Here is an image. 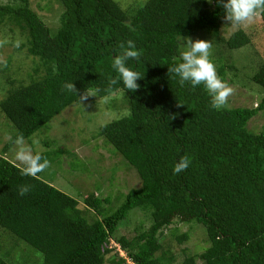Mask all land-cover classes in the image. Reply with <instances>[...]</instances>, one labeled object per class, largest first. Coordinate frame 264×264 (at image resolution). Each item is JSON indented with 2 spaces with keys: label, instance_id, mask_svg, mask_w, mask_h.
Returning a JSON list of instances; mask_svg holds the SVG:
<instances>
[{
  "label": "trees",
  "instance_id": "obj_1",
  "mask_svg": "<svg viewBox=\"0 0 264 264\" xmlns=\"http://www.w3.org/2000/svg\"><path fill=\"white\" fill-rule=\"evenodd\" d=\"M13 1L21 3L0 6V23L25 32L21 47L33 60L26 80L0 81V111L11 136L23 134L29 142L79 96L91 92L104 99L122 92L127 115L95 127L81 145L120 159L111 168L108 188L120 169L134 171L140 186L124 193L110 189L102 196L103 183L95 182L93 193L85 195L78 185L80 195L70 196L48 184L43 172L24 175L25 166L10 153L14 145L0 141V229L21 246L13 250L15 257L10 250L0 252V264H126L110 247L113 239L132 264H173L159 237L176 218L201 226L209 245L180 264H264V130L247 129L264 112V97L254 109L216 110L203 85L180 87L168 72L181 62L184 38L205 36L218 47L213 62L226 82L225 69L232 66L225 63V52L241 50L250 39L242 30L222 37L224 11L217 0H58L64 12L53 33L27 0ZM128 41L142 53L128 62L143 76L132 92L122 82L110 83L118 79L114 58ZM72 81L78 96L65 89ZM252 82L264 90V64ZM43 147L42 157L56 168L67 163L75 183L86 181L79 172L93 177L90 162L57 139ZM185 156L191 159L189 168L173 174ZM25 185L30 191L20 196ZM133 211L149 214V226H139L131 238L117 237ZM187 239V234L176 237L178 244Z\"/></svg>",
  "mask_w": 264,
  "mask_h": 264
},
{
  "label": "rangeland",
  "instance_id": "obj_2",
  "mask_svg": "<svg viewBox=\"0 0 264 264\" xmlns=\"http://www.w3.org/2000/svg\"><path fill=\"white\" fill-rule=\"evenodd\" d=\"M28 8L35 13L40 21L53 33L60 25V18L64 12L63 7L58 0H27ZM21 2L13 0H0V6L3 5H16ZM242 30L250 39L248 46L238 50L236 52L226 53V64L232 66L225 69L226 83L234 89V93L229 97V102L226 108H256L264 97V90L252 82V78L264 64V20L261 16L256 17L252 22L241 25L233 26L226 20L224 21L220 34L224 38H228L233 32ZM191 40H207L212 44V61L217 58L216 43L212 38H206L205 36L200 38H192ZM26 44L25 32L20 30L14 24L9 22L0 23V81L6 82L7 80H21L24 73H30V66L33 58L29 56L24 47L21 45ZM24 48L18 52L19 48ZM225 59V60H226ZM6 84V83H5ZM4 89H9V85H3ZM87 97L81 102L79 101L74 106L69 107L60 116L50 123L49 129L44 130L41 133H37L33 139L26 140L25 146H32L34 151H38L40 154L46 151L43 147V143L46 140L55 138L59 143L69 150H71L81 161L90 162V171L93 173V177L89 178V175L83 176L78 174V178L86 180L79 182L75 179L74 174H71L66 170L69 167L67 163L58 167L60 173H68L67 178H64L61 174H58V168L49 166L43 172V179L48 184H51L57 190L66 193L70 196H79L81 188L84 187L85 195H89L94 192V183H103L105 191L102 196L109 193L111 189L113 192L117 188L123 189V193L129 189L137 188L140 186V181L137 175L131 169H120L114 173L113 187H109L108 179L111 175V168L113 165H119L120 159L112 157L105 151L99 150L97 153L92 150L93 145H81V139H86L91 134V131L95 127L103 126L111 122L112 120L119 119L126 116L128 111L124 104V94L122 92H116L104 99H96L93 93H87ZM4 98V94L0 92V101ZM86 132H85V130ZM247 129L251 132L258 133L264 130V112H260L254 118H252ZM12 134V127L5 119L4 115L0 111V141L6 143L9 136ZM86 135L83 137V135ZM39 139L40 145L37 147L33 145L32 141ZM3 144L0 143V151L3 149ZM15 146L12 147L11 154L15 156ZM9 153V154H10ZM98 154L103 155V160ZM120 162V163H119ZM12 163H14L12 161ZM65 170V171H64ZM66 176V174H65ZM73 176V177H72ZM69 179V180H68ZM72 180V181H70ZM75 183V184H74ZM79 183V184H78ZM108 191V192H107ZM79 208H83L81 199ZM125 228H119L117 237L127 236L133 237L135 230L142 226L146 229L149 226V214L142 211H133L130 214L129 226L124 225ZM128 226V227H127ZM182 234H187L188 239L181 244H178L176 237ZM159 241L162 244L165 251H167L173 257V264H180L187 256L199 255L208 248L207 239L205 238L204 230L201 226L194 223L181 222L179 219H174L171 224L164 228ZM110 247H116L117 243L115 239L111 240ZM19 243H14L12 238L7 237V234L0 229V252L5 253L10 250V257L14 255V251L18 249ZM21 247V246H19ZM14 250V251H13ZM36 252V251H35ZM37 253V252H36ZM40 255L39 253H37ZM114 252L108 256L111 258ZM124 257V254H119ZM9 257V258H10ZM15 257V255H14ZM42 260L41 255L37 256ZM8 259V258H7ZM127 264V258L125 257Z\"/></svg>",
  "mask_w": 264,
  "mask_h": 264
},
{
  "label": "clouds",
  "instance_id": "obj_3",
  "mask_svg": "<svg viewBox=\"0 0 264 264\" xmlns=\"http://www.w3.org/2000/svg\"><path fill=\"white\" fill-rule=\"evenodd\" d=\"M212 3L213 0H207ZM217 3L223 8L224 19L233 26H241L252 22L256 17L264 14V0H217ZM181 62L168 72L172 74L173 79H177L178 85L184 87L186 84L192 88L203 85L211 99V107L221 110L227 107L229 97L233 95L234 89L229 86L217 74L216 65L212 61V44L207 40H191L184 38L181 45ZM124 51L116 56L113 61V68L118 75V79H112L111 84L115 85L122 82L123 87L129 91L137 90L140 85L138 80L142 79L140 72L133 70L128 66L131 60H139L141 52L136 49L133 41H128L127 46L121 45ZM68 93L77 95V89L72 82L65 84ZM88 95L79 96L80 102ZM9 141L17 149L15 158L25 167L23 174L30 177H36L39 173L49 168L50 162L43 158L33 147L25 146V137L23 134L9 136ZM37 147L40 140L32 141ZM191 164V159L187 156L182 157L173 167V174H180L187 170ZM30 191V186L25 185L19 189V195L24 196ZM116 246V245H115ZM119 254H124L117 246ZM122 257V256H121ZM125 259V254L124 257ZM127 260H129L127 258ZM127 264H132L129 260Z\"/></svg>",
  "mask_w": 264,
  "mask_h": 264
}]
</instances>
